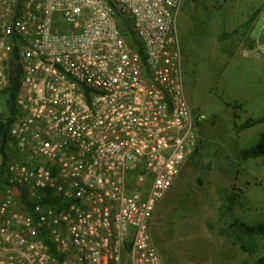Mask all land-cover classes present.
Wrapping results in <instances>:
<instances>
[{"label": "built area", "instance_id": "built-area-1", "mask_svg": "<svg viewBox=\"0 0 264 264\" xmlns=\"http://www.w3.org/2000/svg\"><path fill=\"white\" fill-rule=\"evenodd\" d=\"M183 1L0 0V264H161L153 215L205 119Z\"/></svg>", "mask_w": 264, "mask_h": 264}, {"label": "rangeland", "instance_id": "rangeland-1", "mask_svg": "<svg viewBox=\"0 0 264 264\" xmlns=\"http://www.w3.org/2000/svg\"><path fill=\"white\" fill-rule=\"evenodd\" d=\"M264 0H184L177 20L185 92L204 114L198 150L180 168L157 207L152 240L161 264H251L264 256V240L242 251L230 231L233 220L264 224V158L242 159L264 131V58H243ZM255 29L264 44V10ZM64 29L68 26L63 23ZM261 29H263L261 31ZM238 195L231 213L221 214Z\"/></svg>", "mask_w": 264, "mask_h": 264}, {"label": "trees", "instance_id": "trees-1", "mask_svg": "<svg viewBox=\"0 0 264 264\" xmlns=\"http://www.w3.org/2000/svg\"><path fill=\"white\" fill-rule=\"evenodd\" d=\"M11 68L12 73H15V75H13L10 79V87L8 89V100L6 101L5 105L6 107L11 108L12 112H14L13 108L16 100V95L18 94L20 87V71L14 64H12ZM262 121V118L249 119L243 128H249L252 125H255ZM5 130L6 129L3 127V131ZM196 153L197 151L195 152V154ZM240 155L242 159L264 158V131L258 135L256 142L252 146L241 151ZM238 198V195L232 194L228 198L227 204L220 208L221 214L231 213L238 203ZM230 231L234 236L233 238L235 242L239 244L240 249L244 252L250 251L251 247H253V244L254 242H256V240H264V224L250 226L245 223L239 222L238 220H233L232 224L230 225ZM251 264H264V256L259 257Z\"/></svg>", "mask_w": 264, "mask_h": 264}, {"label": "crops", "instance_id": "crops-1", "mask_svg": "<svg viewBox=\"0 0 264 264\" xmlns=\"http://www.w3.org/2000/svg\"><path fill=\"white\" fill-rule=\"evenodd\" d=\"M263 10H264V8L259 13L257 19L254 20L251 31L249 33V35H250L249 37H250V41H251L250 47H248V49H244L242 51H239V53H237V55L241 54V57H243V58H250L251 57L254 59H259L260 54L256 53L257 51H260V53L263 54L262 57L264 58V52H262V49H264V44L260 43L262 39L260 38L259 32L257 34L255 32V29L257 27V23L259 22V17L262 15L261 13L263 12ZM263 29H261V31ZM257 118H259V119L262 118L264 120V115L262 117H257ZM262 122H260V123H262ZM260 123H257V124H260ZM257 124H255V125H257ZM255 125H252V126H255Z\"/></svg>", "mask_w": 264, "mask_h": 264}]
</instances>
